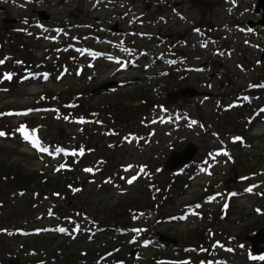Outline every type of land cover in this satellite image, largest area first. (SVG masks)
Segmentation results:
<instances>
[{
	"label": "rangeland",
	"instance_id": "374dc122",
	"mask_svg": "<svg viewBox=\"0 0 264 264\" xmlns=\"http://www.w3.org/2000/svg\"><path fill=\"white\" fill-rule=\"evenodd\" d=\"M255 2L0 0L1 39L56 63L58 50L70 54L61 71L0 88V168L20 164L35 179L22 191L0 178V264H264L246 238L264 227V27L247 25L259 18ZM110 81L119 83L99 89ZM186 86L202 96L181 94ZM188 142L195 158L166 170ZM86 154L78 184L38 188L40 175L56 178L69 156ZM179 177L162 208L153 186ZM125 199L138 203L126 209ZM81 213L111 221L91 227Z\"/></svg>",
	"mask_w": 264,
	"mask_h": 264
},
{
	"label": "trees",
	"instance_id": "16d2710c",
	"mask_svg": "<svg viewBox=\"0 0 264 264\" xmlns=\"http://www.w3.org/2000/svg\"><path fill=\"white\" fill-rule=\"evenodd\" d=\"M4 39L5 40L0 38V68L2 69L0 73L2 72H4L5 74L7 73L10 78L7 77V75H6L7 78H5L3 74H0V88L1 89H5V88L11 89V90L14 89L15 87H17L20 81L23 82L22 78L25 77L24 75H27V76L36 75V73H38V75H42L43 73L50 74L53 70L61 71L63 68L68 67L70 63V54L66 50H58L59 56L56 58L57 59V63H56L55 59H53L52 61L49 60L52 53L46 54L45 57H48L47 59H38L37 55L31 50L30 45L29 44L28 46L26 45L25 40L21 42V39H17L14 36H11L9 38L7 37ZM54 52L56 53L57 50H55ZM44 55L45 54H43V56ZM25 80H26V77H25ZM256 84L257 85L260 84L259 86L256 87V89H259L258 90V92L260 93L259 95L264 96V72H262L261 79ZM86 91L87 92L89 91V93L91 92L89 88H87ZM86 91L84 90V92ZM47 93L48 92H44L40 95L42 97L46 96L45 99L49 101L50 96ZM78 95L80 96V93L77 94V96ZM55 99L59 103L69 104L67 98L61 99V97L56 96ZM44 103H45L44 100H39L37 105H41ZM83 104H80L81 110H79L82 114L85 113V115H88V117L96 116L97 108L93 107V105L87 106L86 104L85 106H82ZM109 107L116 108L114 107V105H109ZM86 130L87 129L82 128L81 131L83 132ZM95 130L97 131V129ZM113 131L112 130L109 131V136L113 135ZM47 144L49 145L51 149H55V147H57L58 149L66 148V147L60 148V145L66 146L64 145L63 142L58 143L57 141H54L52 139L48 140ZM77 149H79V147H77ZM69 157H71L69 159L70 164H68L67 161H64V163H67L66 166L70 165L69 169H65V170H61V172H57L58 176H56V178H49V177H44L43 175H40L41 184L40 186L38 184L36 186H39L38 188H40V190L45 191V190L50 189L54 193L60 194L61 189H63V188H60L61 185H67L68 187V186H74L78 184L77 183L78 180H81L79 177L80 176L79 173L81 174L82 168L84 167V165H86L87 161L89 160L88 154L80 156L81 160L75 164L72 163V156H69ZM71 164L73 166H71ZM0 178L6 180L7 182H10L11 185L16 190L18 189L22 191L25 190L26 188L25 186H30L31 184H33L35 180V179H32L31 173L21 168L20 164H17L16 166H13L10 168H0ZM172 180L173 179L168 178V181L165 180L164 184L159 185V187L157 185L153 186L152 192H154L153 194L154 196H155V193H157L158 191H161L159 192L160 197H161L160 200L167 199V201H164L165 205L161 206L162 208L169 205L172 202L173 193H174V190H176V186L180 187V185H182L181 181L183 180H180V177L177 180H173V181ZM132 201L127 200V199L122 200L121 202H124V204H122L123 205L122 207L126 209H131V206L138 203L136 202L133 204ZM75 219L78 220L77 217H75ZM80 219L87 221V224L90 225L91 227L98 226L99 228L108 227L110 223L109 221H111V219H108L104 223V219H101L99 220L97 224L96 223L90 224L89 221H93V220H91V217L87 215L86 213H81ZM92 219L96 220L95 218H92ZM199 229L200 231H198L197 234H199V237H200L201 230H203L204 228H198L197 230ZM256 229H257V226L252 228V230H256ZM98 253L99 251L97 252V254Z\"/></svg>",
	"mask_w": 264,
	"mask_h": 264
},
{
	"label": "water",
	"instance_id": "95a60500",
	"mask_svg": "<svg viewBox=\"0 0 264 264\" xmlns=\"http://www.w3.org/2000/svg\"><path fill=\"white\" fill-rule=\"evenodd\" d=\"M254 11L259 15V18L256 21H248L247 25L249 27H256L262 26L264 27V0H256ZM39 15L42 18H49V16L44 12L40 11ZM111 31L118 32L120 31L118 28V23L111 27ZM264 61V36H263V48L262 53L259 57L260 64ZM118 82H106L99 86V89H109L113 85H117ZM180 93L183 95H189L190 97H199L202 96L201 93L197 88L193 86H186L180 90ZM199 150L198 145L192 142H188L183 148L180 150H175L173 153L166 159L164 164L166 170H174L176 168L185 166L188 164L192 159L195 158ZM247 240L251 243V249L258 255L264 254V227L254 231L252 234H248L246 236ZM159 239L166 243H171L176 245L177 240L168 237L166 234L159 233ZM137 252L133 250L131 253L132 257H136Z\"/></svg>",
	"mask_w": 264,
	"mask_h": 264
},
{
	"label": "snow or ice",
	"instance_id": "6c2138e0",
	"mask_svg": "<svg viewBox=\"0 0 264 264\" xmlns=\"http://www.w3.org/2000/svg\"><path fill=\"white\" fill-rule=\"evenodd\" d=\"M9 78H10V77H9ZM246 99H247V98H246ZM192 123L194 124V123H196V122H195V121H192ZM20 131H24V129L21 128ZM0 135H4V133H0ZM25 138H26V139H31L32 137L29 136L28 134H25ZM33 143L36 144V141L33 140ZM37 146H38V144H37ZM41 151H47V149H41ZM82 151H83V150H81V154H82ZM141 170H143V169H141ZM88 171H91V169H88ZM135 179H136V177H133V178L130 179L128 182H129V183H132ZM248 190L251 191V189H248ZM60 231L63 232V231H65V229H60ZM260 259H264V257H260Z\"/></svg>",
	"mask_w": 264,
	"mask_h": 264
},
{
	"label": "flooded vegetation",
	"instance_id": "af4514ba",
	"mask_svg": "<svg viewBox=\"0 0 264 264\" xmlns=\"http://www.w3.org/2000/svg\"><path fill=\"white\" fill-rule=\"evenodd\" d=\"M170 2V1H169ZM172 3V2H171ZM173 4V3H172ZM27 264V263H26Z\"/></svg>",
	"mask_w": 264,
	"mask_h": 264
}]
</instances>
